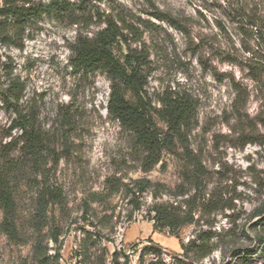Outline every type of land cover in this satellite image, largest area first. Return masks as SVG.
I'll return each instance as SVG.
<instances>
[{
	"label": "rangeland",
	"instance_id": "rangeland-1",
	"mask_svg": "<svg viewBox=\"0 0 264 264\" xmlns=\"http://www.w3.org/2000/svg\"><path fill=\"white\" fill-rule=\"evenodd\" d=\"M60 1L81 5L78 18L43 13L0 41V170L15 165L17 225V240L0 230V264H98L102 249L109 264L117 248L139 264L134 246L141 249L149 238L170 262L202 231L211 233L214 251L196 264H264V146L245 145L264 135V0ZM109 17L138 31V37L125 31L127 44L116 52L131 47L148 57L144 97L152 107L160 110L167 93L194 105L182 140L149 172L130 133L108 113L111 80L72 65L78 39L94 37ZM16 84L24 88L22 99L5 104ZM17 111L46 137L42 173L20 149L5 148L21 135L13 129ZM111 178L120 186L112 194ZM144 180L152 186L141 194ZM46 185L62 191L63 204H52L39 223ZM162 203L195 210L194 222L177 236L154 232L150 210ZM84 229L102 238L88 240Z\"/></svg>",
	"mask_w": 264,
	"mask_h": 264
},
{
	"label": "trees",
	"instance_id": "trees-1",
	"mask_svg": "<svg viewBox=\"0 0 264 264\" xmlns=\"http://www.w3.org/2000/svg\"><path fill=\"white\" fill-rule=\"evenodd\" d=\"M81 5L63 3L60 0H52L49 3H36L35 0H0V41L8 38L10 28L22 29L28 19L34 20L43 13H53L57 17L67 15L69 18H78L77 10ZM73 24H80L76 19ZM103 24L105 28L92 38L80 37L73 50L72 65L78 71L105 74L112 82L111 95L108 103L109 115L117 120L121 127L128 131L132 137L135 148L140 154L141 169L144 172L151 171L160 164L164 152L170 151L174 142L182 140L185 128L194 115V105L187 98L179 95L165 94L161 99V109L156 111L152 104L144 97L146 81L143 70L148 57L143 51L127 47V52L118 55L116 48L121 43L127 44L128 31L138 37V31L132 26H120L113 18H107ZM4 38V39H3ZM254 58L251 61H254ZM256 64V63H255ZM16 84L14 94L11 89L3 96L5 104H11L13 98L17 103L22 99L23 87ZM125 92L130 93L136 102L127 99ZM19 119L15 121L13 129L21 131L18 139H13L5 148L11 153L20 149L26 158H29L35 171H43L42 161L47 152V140L37 124L22 113L18 112ZM164 123L162 129L157 121ZM259 143L264 146V135H258L255 141L247 140L246 144ZM15 165L7 162L0 170V210L4 212V221L0 224V230L11 239L17 240V225L15 220V204L12 188L10 187V174ZM152 183L144 180L140 183L139 192L144 194ZM106 187L110 194L118 190L119 183L114 179L106 181ZM94 200L100 202L103 195L95 194ZM37 221L42 223L47 216L49 207L63 204V193L59 188L50 189L45 186L40 191ZM188 204V202H186ZM181 205L176 207L172 203L156 204L150 210L149 221L153 224L154 232L168 231L170 235L177 233L186 225L195 220V210H183ZM136 211L141 207L137 204ZM153 214V215H152ZM264 228V222L261 223ZM88 240H100V232H91L84 229ZM211 233L202 231L187 244L182 243V255H174L170 262L165 259L166 253L151 238L148 245L138 249L134 246L135 253L139 254V264H196L210 256L214 248L210 244ZM85 250L87 249L84 246ZM107 252L102 249L98 264H106ZM147 257L151 259L147 260ZM129 255L124 249H115L109 264H130ZM91 264V262H89ZM243 264H248L244 261Z\"/></svg>",
	"mask_w": 264,
	"mask_h": 264
},
{
	"label": "crops",
	"instance_id": "crops-1",
	"mask_svg": "<svg viewBox=\"0 0 264 264\" xmlns=\"http://www.w3.org/2000/svg\"><path fill=\"white\" fill-rule=\"evenodd\" d=\"M146 238H148L146 235H145ZM157 244V243H156Z\"/></svg>",
	"mask_w": 264,
	"mask_h": 264
}]
</instances>
